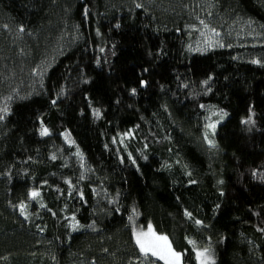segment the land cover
Wrapping results in <instances>:
<instances>
[{"label":"trees","instance_id":"obj_1","mask_svg":"<svg viewBox=\"0 0 264 264\" xmlns=\"http://www.w3.org/2000/svg\"><path fill=\"white\" fill-rule=\"evenodd\" d=\"M0 116V264H264V0H0Z\"/></svg>","mask_w":264,"mask_h":264},{"label":"snow or ice","instance_id":"obj_2","mask_svg":"<svg viewBox=\"0 0 264 264\" xmlns=\"http://www.w3.org/2000/svg\"><path fill=\"white\" fill-rule=\"evenodd\" d=\"M96 115H99V112H96ZM0 119H3L2 116H0ZM250 122V121H246ZM209 128L215 129V124L208 125ZM48 131L47 129H42L41 135H47ZM207 138V137H206ZM209 143L211 144L212 141L209 140ZM39 193L33 191L31 193V196L35 198L38 196ZM23 207V206H21ZM200 221H197V224H199ZM135 242L136 245L139 247V250L142 254L147 257L149 254L153 257H156L157 259L163 260L165 264H180L181 260V254L175 252L171 244L168 242V238L165 236H157L152 228L151 225L148 227L147 232H140L135 233ZM197 259L201 261V264H210V255L208 253V250L205 249L204 251H198L196 253Z\"/></svg>","mask_w":264,"mask_h":264},{"label":"rangeland","instance_id":"obj_3","mask_svg":"<svg viewBox=\"0 0 264 264\" xmlns=\"http://www.w3.org/2000/svg\"><path fill=\"white\" fill-rule=\"evenodd\" d=\"M148 231V228L147 229H142V230H137L135 227H134V234L135 233H140V232H147ZM154 232V231H153ZM155 233V232H154ZM156 234V233H155ZM157 236H161V235H158V234H156ZM134 238H135V235H134ZM205 249H207L208 250V253H209V249L208 248H205V247H203V248H198L197 249V251H196V253L198 252V251H204ZM209 255H210V264L213 262V257H212V255H211V252L209 253ZM197 261H198V264H201V261L200 260H198L197 259ZM162 262L165 264V262L162 260ZM180 264H182L181 263V261H180Z\"/></svg>","mask_w":264,"mask_h":264}]
</instances>
